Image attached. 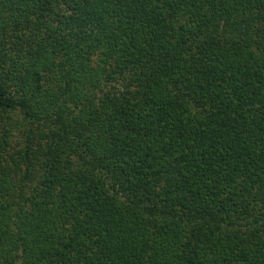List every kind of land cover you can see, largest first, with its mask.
Segmentation results:
<instances>
[{"label":"trees","instance_id":"1","mask_svg":"<svg viewBox=\"0 0 264 264\" xmlns=\"http://www.w3.org/2000/svg\"><path fill=\"white\" fill-rule=\"evenodd\" d=\"M0 264H264V0H0Z\"/></svg>","mask_w":264,"mask_h":264}]
</instances>
